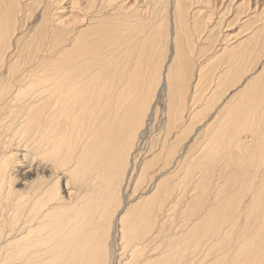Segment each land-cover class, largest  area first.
Returning <instances> with one entry per match:
<instances>
[{"label":"bare ground","instance_id":"obj_1","mask_svg":"<svg viewBox=\"0 0 264 264\" xmlns=\"http://www.w3.org/2000/svg\"><path fill=\"white\" fill-rule=\"evenodd\" d=\"M170 1L157 17L135 0H0V264H264V61L250 74L264 2L220 36L221 2L204 12L193 8L203 0ZM162 96L164 138L136 172L152 185L134 198ZM197 124L203 142L184 158ZM17 162L36 175L21 189ZM186 190L203 202L185 203Z\"/></svg>","mask_w":264,"mask_h":264},{"label":"rangeland","instance_id":"obj_2","mask_svg":"<svg viewBox=\"0 0 264 264\" xmlns=\"http://www.w3.org/2000/svg\"><path fill=\"white\" fill-rule=\"evenodd\" d=\"M162 1V2H161ZM164 1H166V0H159V1H157V0H135V5H134V7H136V8H138L137 10H138V12L139 13H141V11H143V13L145 14L146 13V10H147V13L145 14V16L147 15V14H149V15H151L152 13L154 14V15H157V17H161V15L163 16L164 14H165V12H163L162 13V11H161V13L159 12L160 10H161V8H160V5H161V7L163 6V5H166L165 4V2ZM172 1V0H171ZM170 1V2H171ZM203 1H205V2H207V4L204 2V3H202L201 5L200 4H198V5H196V6H193V8H194V10L195 9H200L201 8V11H206V12H210V10H212V7L211 6H213L214 4H215V6L217 5V7H218V9H215L216 11L218 10H220L219 12H214L216 15H217V17L219 16V18L220 19H218L217 17L215 18V26H216V23L217 22H219V23H221V25H220V28H221V30L219 29H217V28H215V30H213L214 32H216V30H218L217 32H218V35L220 34V36L221 35H224V34H227V33H234V32H237V29L239 28V26H241L245 21H246V19H247V15L249 16V14H250V12H252L253 11V9H254V0H252L251 2H250V5H251V8H249V9H247V7H243L244 9H242V7H240L239 9H238V6H239V4H238V2H243L242 0H211L212 1V3H208V1L209 0H203ZM238 1V2H237ZM210 2V1H209ZM221 2V3H220ZM262 2H264V0H258L257 1V3H258V7H262ZM164 3V4H163ZM185 3H187V1L185 0ZM214 3V4H213ZM24 4V6H26L25 4H27V1H25V3H23ZM158 4V5H157ZM209 4V5H208ZM211 4V5H210ZM223 4L225 5V4H228V5H225V6H223ZM35 4H33V5H30L28 8H26L25 9V15H24V20H26L27 21V23H25V25H24V28H23V37H24V40H25V38H27L29 41H30V34H32L33 33V31L35 30V27L39 24V21H40V19H41V9L40 8H37L36 7V5L34 6ZM187 5V4H186ZM207 5V6H206ZM229 5H231V6H229ZM32 6V7H31ZM138 6V7H137ZM244 6V5H243ZM34 7V8H33ZM141 7V8H140ZM221 7V8H220ZM253 7V8H252ZM36 8V9H35ZM153 8H155V9H153ZM224 8H226V10H224ZM231 8V9H230ZM143 9V10H142ZM160 9V10H159ZM227 9H228V11H227ZM229 9H230V11H229ZM241 9H242V11H241ZM153 10V11H152ZM155 10H157V11H155ZM209 10V11H208ZM152 11V12H151ZM226 11V12H225ZM40 12V13H39ZM69 12V11H68ZM220 12L222 13V14H220ZM224 12V13H223ZM235 12V13H234ZM241 12H244V13H241ZM262 12H264V8H263V11ZM32 13H34V14H32ZM218 13V14H217ZM230 13V14H229ZM233 13V14H232ZM152 14V16H154ZM161 14V15H160ZM214 14V16H216ZM159 15V16H158ZM225 15H227V17L225 18V16L223 17V16ZM234 16H235V18H234ZM222 17V18H221ZM230 18H234V20L233 19H231V21H229L230 20ZM221 19L222 20H224L225 21V23L227 22V24L228 25H231V26H227V24H225L223 21H221ZM228 19V20H227ZM23 20V21H24ZM196 20H197V18H196ZM201 20V19H200ZM227 20V21H226ZM233 20V21H232ZM25 21V22H26ZM233 25H232V24ZM223 24V25H222ZM39 26V25H38ZM214 26V27H215ZM226 27V28H223V27ZM37 28V27H36ZM12 41H16L15 40V38H13L12 39ZM22 41V40H21ZM20 41V42H21ZM33 42H34V40H33ZM169 50V49H168ZM18 52L17 53H14V55L16 56V60H18V62L21 64V62H22V60H26L28 57H26V56H24L25 55V52L24 51H21V47L18 45V50H17ZM21 51V52H20ZM201 53H199V54H197V57H199V58H197V62L195 61V63H196V65H198L200 62H201V60L203 59V61L201 62V64H203V62L205 61V55H200ZM253 54V55H252ZM256 54V55H255ZM263 54V55H262ZM252 57H254L253 58V61L251 62V68H252V71H250V74L251 73H253L255 70H256V68L258 69V67L260 66V64H261V62H263L264 61V41H263V37H262V39H261V43H260V45L256 48V50H254V51H252L251 52V54H250ZM23 57H25V58H23ZM20 58V59H19ZM202 58V59H201ZM255 59V60H254ZM200 60V61H199ZM259 61V62H258ZM26 62H27V64H26V67H27V69H29L30 68V60H29V62L26 60ZM254 62V63H253ZM193 64H194V62H193ZM192 64V66H194ZM253 64V65H252ZM29 67V68H28ZM5 70V69H4ZM2 74V75H1ZM0 78L3 80V82H4V80H5V82H7L6 80H7V75L5 74L4 75V72H3V70L0 72ZM247 76H249V74L247 75ZM11 77H9V79H10ZM207 92H208V89L206 90ZM165 97L164 96H162V97H159L158 99H157V114H156V117H155V119H154V121H153V123L149 126V129H148V131H147V133H145L144 135H143V139L141 140L140 139V142H142V143H140L139 142V148H140V153H139V156H138V158H137V160H136V164H135V170H134V172H135V174L133 173V175H132V177H131V180H130V184L131 185H129V188H128V194H132L133 196H134V198L135 197H137V196H135V195H139V193H141V192H143V191H147V190H149V188L151 187V185L152 184H150V181L149 180H141V181H139V183H137V178H138V174H136V172L139 170V168H141V166H142V163L144 162V159H149L151 156H152V154H154V153H157L158 152V150H159V147L161 146V142H162V140H163V136H164V130H165V122H166V116H165ZM190 99V98H189ZM188 99V100H189ZM188 104H190V103H188ZM214 112V111H213ZM213 113L211 112L208 116H206L201 122H199L201 125L203 124V123H205L206 121H208L209 119H211L210 117H211V115H212ZM160 122V123H159ZM198 123V124H199ZM197 124V127H195L194 128V130L193 131H191V132H188V130H187V132L185 133V138H184V140L181 142V147H179V153L182 155V156H184V158H186V156L190 153L189 151H191V150H194V152L197 150V148L200 146V144H201V142H203V139H204V135H203V132H202V128H201V125L199 126ZM160 127V128H159ZM200 128V130L197 132V133H195V129H197V128ZM174 134V133H173ZM201 136H200V135ZM245 134V133H244ZM243 135V134H242ZM169 138V140H171V141H173L174 139H175V135H169L168 136ZM202 137V138H201ZM196 138H198L197 140H199L198 141V143L197 144H195L194 143V140L196 139ZM145 140V141H144ZM189 140V141H188ZM159 141V142H158ZM161 141V142H160ZM144 143V144H143ZM158 143V144H157ZM158 145V146H157ZM196 147H195V146ZM193 146V147H192ZM192 147V148H191ZM182 148H183V150H182ZM235 148V147H234ZM252 148V147H251ZM156 149V150H155ZM249 150H250V148H248ZM236 151H238V152H241V154H239L238 153V157L240 158V160H241V162L243 163V165H242V167H244V166H246L248 163H249V160L250 159H248L247 158V156H248V154L249 153H247V151L245 152V148L244 147H241V149H235ZM184 151V152H183ZM182 152V153H181ZM243 155V156H242ZM247 155V156H246ZM250 156H251V153L249 154V158H250ZM194 157L196 158V154L194 155ZM244 157V158H243ZM247 158V159H246ZM247 160V161H246ZM195 161V160H194ZM16 175H18V178H19V181L20 182H17V183H15V187L16 188H19V189H21V188H23V184L21 183V182H23V181H25L26 179H28L29 181H31L32 179H34V177L36 176L35 174H34V172L32 173H30L29 174V176H28V178H26V175L23 173L24 172V170H19L20 169V166L18 167V165H19V163L17 162L16 163ZM141 165V166H140ZM36 169V168H35ZM38 169H41V168H38ZM238 169V165L237 164H234L233 165V168L231 169L233 172H235L236 170ZM152 170V169H151ZM32 171H34V170H32ZM154 171H155V169H154ZM157 171V170H156ZM233 172H231V173H233ZM138 173H139V171H138ZM150 174H151V172H150ZM185 174H186V171H185ZM196 175H198V174H196ZM134 180V181H133ZM132 181V182H131ZM144 183V184H142V183ZM65 183V180L63 179L62 181H60V190H61V192H62V194L63 195H67V189H66V184H64ZM132 183H133V185H132ZM137 183V184H136ZM186 183V182H185ZM215 183V182H214ZM144 186H145V188H144ZM148 186V187H147ZM136 187V188H135ZM131 188V189H130ZM190 187H188V189H189ZM213 189H214V187H212ZM186 189V188H185ZM133 190V191H132ZM202 190L200 189V192H201ZM192 192H196V191H192ZM187 193V190H186V192H185V203H187V202H190V201H192V200H196L197 202H203V197H204V194H199L198 195V193H193V194H191V196H190V194H186ZM203 196V197H202ZM187 198V199H186ZM202 199V200H201Z\"/></svg>","mask_w":264,"mask_h":264}]
</instances>
